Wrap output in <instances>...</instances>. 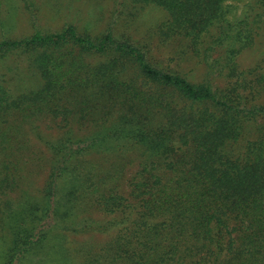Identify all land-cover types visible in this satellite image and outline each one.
I'll use <instances>...</instances> for the list:
<instances>
[{"label": "trees", "instance_id": "obj_1", "mask_svg": "<svg viewBox=\"0 0 264 264\" xmlns=\"http://www.w3.org/2000/svg\"><path fill=\"white\" fill-rule=\"evenodd\" d=\"M230 1L133 0L168 14L163 41L199 59L198 82L112 26L0 42V59L25 63L0 82V152L21 123L58 130L38 135L48 168L36 193L12 198L24 171L0 170L1 264H264V74L238 70L256 22L230 21ZM89 233L111 237L66 244Z\"/></svg>", "mask_w": 264, "mask_h": 264}, {"label": "rangeland", "instance_id": "obj_2", "mask_svg": "<svg viewBox=\"0 0 264 264\" xmlns=\"http://www.w3.org/2000/svg\"><path fill=\"white\" fill-rule=\"evenodd\" d=\"M225 6L230 21L247 18L248 25L244 27L247 30L253 21L256 22L251 25L254 30L251 45L242 49L236 57L238 70H253L256 74H264V2L237 0L226 2ZM167 19L168 14L160 8L140 7L133 0H0V42L30 36L35 30L58 31L66 25H73L79 31H88L92 35H98L108 26H112L116 37H127L145 48L160 67L177 71L192 82L200 81L203 78V67L199 59L190 53L183 54L177 41H163L165 39L162 26ZM212 34L214 30L207 35ZM19 56L11 54L0 59V82L8 79L10 69L19 67L24 72L25 63ZM38 135L52 138L58 135V130L48 120L21 123L18 144L13 146L15 149L12 148L6 153L0 152V170L19 166L21 172L24 171V179L11 195L12 198L19 197V189L29 190V194L33 195L43 186L48 168V154ZM132 171L129 166L125 175L130 176ZM89 213L104 221L111 219L110 216L95 211ZM5 234L6 230L4 233L0 230V237ZM110 237L108 233L70 235L66 244L77 243L81 251L89 244L97 250L105 246ZM39 258L44 260L43 254L38 255L35 260Z\"/></svg>", "mask_w": 264, "mask_h": 264}]
</instances>
